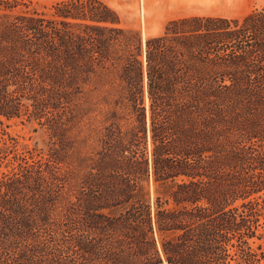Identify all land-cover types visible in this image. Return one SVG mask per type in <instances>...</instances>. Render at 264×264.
Here are the masks:
<instances>
[{"label":"trees","instance_id":"trees-1","mask_svg":"<svg viewBox=\"0 0 264 264\" xmlns=\"http://www.w3.org/2000/svg\"><path fill=\"white\" fill-rule=\"evenodd\" d=\"M10 120L48 141L0 130V264H264V4L142 43L101 0H0Z\"/></svg>","mask_w":264,"mask_h":264},{"label":"rangeland","instance_id":"rangeland-1","mask_svg":"<svg viewBox=\"0 0 264 264\" xmlns=\"http://www.w3.org/2000/svg\"><path fill=\"white\" fill-rule=\"evenodd\" d=\"M21 5H28L31 11L47 13L54 3L65 0H17ZM111 7L120 18L125 29L139 31L142 43L150 36L161 34L165 24L173 19L189 16L240 17L250 10L264 4V0H101ZM23 6L17 11H24ZM0 130L18 142V149L23 146L46 151L48 141L44 129L30 121L10 120L0 125ZM6 137V136H4ZM151 196L153 190L151 188ZM262 246L264 241H256Z\"/></svg>","mask_w":264,"mask_h":264}]
</instances>
